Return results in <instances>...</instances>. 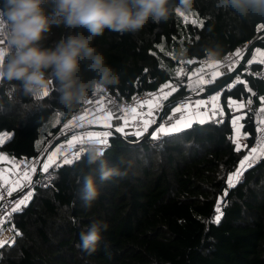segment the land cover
<instances>
[{
    "label": "trees",
    "instance_id": "obj_1",
    "mask_svg": "<svg viewBox=\"0 0 264 264\" xmlns=\"http://www.w3.org/2000/svg\"><path fill=\"white\" fill-rule=\"evenodd\" d=\"M45 8L51 11V0ZM73 31L53 26L42 46L51 47ZM260 35L264 21L259 18L218 9L216 0H195L190 13L149 23L136 34L105 30L93 46L120 77L119 85L103 91L119 101L177 86L163 103L164 119L191 95L187 74L206 53L216 50L222 58ZM244 79L257 95L264 94L259 81ZM56 97L53 90L40 105L25 109L22 105L30 104V98L16 82L0 79V134L10 136L0 152L23 162L40 157L85 103L66 109ZM241 97H248L241 82L224 89L220 124H193L162 141L149 136L132 144L139 138L121 140L112 133L105 153L108 164H118L121 157L134 164L127 176L97 180L99 196L91 207H85L80 192L84 176L98 177L100 165L89 167L83 154L73 164L61 165L51 186L36 189L27 206L15 212L12 224L20 235L14 232V244L0 247V264H264V158L247 168L235 186L227 182L255 142L254 118L247 113V147L234 150L226 101ZM218 201L223 215L216 223ZM96 221L107 223L108 229L89 253L79 247L80 236Z\"/></svg>",
    "mask_w": 264,
    "mask_h": 264
},
{
    "label": "clouds",
    "instance_id": "obj_2",
    "mask_svg": "<svg viewBox=\"0 0 264 264\" xmlns=\"http://www.w3.org/2000/svg\"><path fill=\"white\" fill-rule=\"evenodd\" d=\"M48 3H0V26L6 31L8 43V49L0 55V79L16 82L23 95L30 98V104L22 105L25 109L40 105L53 90L57 104L71 109L86 102L90 93L119 85V75L93 46L95 38L105 30L136 34L149 23L159 24L174 15L190 13L195 0H51L50 12L45 8ZM216 7L244 19L264 21V0H216ZM59 25L75 31L51 47L42 46L52 27ZM220 58L216 50L205 55L206 60ZM85 73L92 75L86 77ZM81 151L89 167L100 165L98 177L88 174L83 178L80 199L85 207H91L99 196L97 180L104 183L127 176L134 161L121 157L118 164L109 165L105 159L107 148L96 142L85 144ZM107 229V223L93 222L81 233L79 247L89 253L96 251Z\"/></svg>",
    "mask_w": 264,
    "mask_h": 264
},
{
    "label": "snow or ice",
    "instance_id": "obj_3",
    "mask_svg": "<svg viewBox=\"0 0 264 264\" xmlns=\"http://www.w3.org/2000/svg\"><path fill=\"white\" fill-rule=\"evenodd\" d=\"M183 15V13L181 14ZM187 20V18H186ZM192 23H197L195 20L192 21ZM255 52L260 56V57H264V51H262L260 48H256ZM0 55H3V50H0ZM235 57H241L242 55V50L241 49H237L234 53ZM232 56L230 55L228 57V60H231ZM248 61H245V63H247ZM264 62V61H262ZM220 66V62L219 61H215L214 63H209L207 65V67L213 69L214 71L211 74H207L209 75V79L207 81L200 79L198 81V85L199 84H203V83H210L212 82V80L215 78V76L220 75V72L216 69H218ZM241 67H243V65H241ZM225 74H227V69H225ZM196 85V86H198ZM224 86H228V82H225V85H222V87ZM164 87H169V85H165ZM195 87V86H194ZM202 90V89H201ZM173 91H175V89H173ZM168 94L164 95V99H167ZM219 98V90H217V95H213L212 96V101L215 102L216 100H218ZM264 99V98H262ZM95 100V96L93 97V101ZM93 101H89L88 103H92ZM247 104L250 106L252 104V100H248ZM200 105L197 104V108ZM155 107L158 109L159 105H155ZM169 107H172V105H169ZM189 107V105H185L184 108H180V107H173V113H180V116H169L166 123H168V127L164 126V123H161L152 133H151V138L154 140H163V137L165 135H169L171 133H175V132H180L183 128L186 127H190L191 122L195 121L198 123H205L204 119H197L195 116L192 117L191 120H186L183 119V117H185L187 115L186 113V109ZM229 107L235 108V109H244L246 107L245 103H236L235 101H230L229 102ZM95 108L97 109H101L103 110V107L101 104H96ZM249 111H252V109L249 107ZM115 113L116 114V119L119 120L121 118V113L119 110V107L112 104L109 106V110L106 112L105 115H103L101 117L102 120L104 121H110L112 119V114ZM136 113V109L132 108L128 111V114L132 116V118L134 119L135 116L133 114ZM213 115H215V112L212 113ZM148 116H152V111H149L147 113ZM255 115V113H254ZM259 115L261 117H264V108L260 109V113ZM78 120H82L84 119L83 116H80L77 118ZM244 119L243 115L240 116H236L234 119H232L231 123L235 128V131L237 133L236 138L233 140V143L236 145L235 149L236 151H240L241 150V144H242V138L239 135L240 130L244 127L243 124L240 123L241 120ZM161 120H163V117H161ZM174 121V122H173ZM73 123V121H69L68 124H65L64 127H69V125H71ZM148 121L145 120L144 121V127L134 131L132 133V135L135 136H140L143 134V132H145L147 130V125H148ZM152 123H155V121L153 120ZM259 123L261 125H264V119H261L259 121ZM128 125V120H125V126ZM107 127H111V125H105ZM115 131L116 132H124V128L119 126V124L116 125L115 127ZM159 133V135H158ZM257 147H252L249 150L248 154H245L243 156L242 159H240L238 161L239 166L236 168V170L230 174L228 176V185L229 187H233L235 186V181L239 179V177L243 174V172L248 168V167H252L255 163H257L259 161L260 158H264V127H258L257 128ZM111 135V133L109 132H104V133H96V132H88L86 137H76L75 134L73 136V140L69 141L68 144V150L71 151L72 147L74 144L79 143V144H87L89 142H96L98 144H101L103 146L110 147V144L108 142V137ZM246 138V137H245ZM0 143H2V139H0ZM244 147H247V145L245 144ZM82 148H77L76 151L77 153H82L81 151ZM55 153L53 154L52 157L48 158V163H44L41 166V170L44 173H47L48 175L45 177V180L50 182L53 178H54V173L56 171L55 168L52 169L51 172H49V168L56 163L54 157H55ZM60 155L63 158L62 160V164H67V165H71L74 163V158H68L67 156H65L64 152H61ZM78 158V157H77ZM13 165V171L11 173V178H9L8 175H6L3 172H0V201H4V203H0V247H3V245L5 243H11L13 242V236L12 234L15 232V235H20V233L15 230L14 224H12V220H11V214L15 213V212H19L22 210L21 206H27L28 201L30 200L31 196H32V191L31 189L34 188L36 186V184L41 183L40 181H36L35 183L31 182V173L35 172V166L32 164H28V163H23V169L24 170H19L20 169V165L16 164L15 161L11 162ZM37 164L39 163V161L36 162ZM60 165H57V167H59ZM19 170V171H18ZM21 177H24L23 180H21ZM43 186H47L46 184ZM22 187H29L30 190L27 194L24 195L23 198H18L15 202L11 201V200H6L5 197L6 196H11L13 191L19 190ZM227 193L225 192V195ZM6 209H10V211H6ZM216 213H218V215L215 217V222L219 223L220 221V217L223 215V213L221 212V208H220V202L218 201L216 208H215ZM8 224L10 225L7 229L4 228V225Z\"/></svg>",
    "mask_w": 264,
    "mask_h": 264
},
{
    "label": "crops",
    "instance_id": "obj_4",
    "mask_svg": "<svg viewBox=\"0 0 264 264\" xmlns=\"http://www.w3.org/2000/svg\"><path fill=\"white\" fill-rule=\"evenodd\" d=\"M256 38L257 39L264 38V35L257 36ZM2 45H4V44L0 43V50L5 51L6 48H4V47L2 48ZM249 46H250V44H247L246 46H240L238 48V49H241L242 50V55H241L242 58L247 54V52H248V50L250 48ZM256 48H260L262 51H264V47H260L259 45ZM255 49L252 52V56H251V58L249 60V63L250 64L249 63L248 64L251 65V66L255 65V66L264 67V62H262V61H264V57H260L255 52ZM214 62L215 61H213L211 59L201 60L200 62H198L197 65H195L194 67H192V69L188 72V74H187L186 88H187V91H191V95H188L187 97L182 98V100L179 103H177L176 105L173 106V107H180V108L183 109L185 105H189V107L186 109L187 115L185 117H183V119L191 120L192 117L195 116L197 119H204L205 120V123H210V122L213 121L214 115L212 114V111L215 110V109H219L221 111L222 115H224V111H223V109H221V106H220V98H221L222 91L219 92V98L215 102L212 101V99H211L212 96H210L209 98H205V99H199L198 98L199 95L201 93H203V91H204V89L206 87H210V86H213V85L219 83L220 81L217 82V80L220 79V78H224L226 75H228V73L231 71V69L233 67L232 64L223 65L219 61L220 62V66L216 70H218L220 72V75L215 76V78L210 83H203V84H199L198 85V81L200 79H203L205 81H207L209 79V75H206V73L207 74H211L214 70L211 69V68H209V67H207V65L209 63H214ZM225 69H227V74H225ZM247 81L248 80L241 79V78H239L237 76L234 79V81L232 83H230V85L227 88V89H230L235 83H240L241 82L243 84L244 92L248 95V97L245 98V99L242 98V97L240 99L229 98L226 101L227 108H228V111H229V115L231 117L230 118V125H231V128H232V135H233V136H231L232 137L231 138L232 141L235 139L234 137H236V135H237V133L235 131V128H234V126L231 123L232 119H234L236 116H240V115H243L244 116V119H245V117H246V115H247L248 112H247L246 108H244V109H235V108L229 107V102L230 101H235L238 104V103H245L246 100H252V105H253L254 109L256 110L255 111L256 113L253 116L254 122L256 121L259 124V127H264V125H261L259 123V121L261 119H264V117H261L259 115L260 109L261 108H264V99H262V98H264V94L257 95L256 92H255L256 89H253L252 86H251V84L249 83V81L248 82ZM196 85H198V86H196ZM260 89H261V91H264V87H262ZM162 91L163 90L159 91L156 95L153 96V98L151 100L146 101L143 104L144 108H146L148 110V112L149 111H152V115H154L156 117V119L159 118V116L161 114V111H162V108L164 107L163 103L165 102L166 99H164L163 97H164L165 94L168 93L165 90L163 92ZM214 95H217V93L214 94ZM167 98H168V96H167ZM89 101H93V99H88L84 103V105L82 106V108L79 110L78 114L76 116H74V117H76L75 119L77 121H83V122L85 121V122L89 123L90 120L93 118L94 121H98L99 122L101 120L100 124L103 125V126H105L106 124L107 125H112L113 127L111 126L110 128H115L116 125L119 124V126H121V127L124 128V132L126 133V136H128V137H137L135 135H132V133L134 131H137V130L143 128L145 126L144 125V121H138L136 117H135L134 122H130V123L128 122V125L125 126V120H126V118L128 119V117H129L130 120L133 119L131 117V115L128 114V111L130 109H127V110L119 109L120 110V113H121V118L119 120L116 119V114L113 113L112 114V119L110 121H104V120L101 119V117L103 115H105L106 112L109 110L108 103L107 102H104V101H102L100 99L94 100L92 103H88ZM96 104H101L102 107H103V110L95 108V105ZM157 104L159 105V108L158 109L155 107V105H157ZM197 104L200 105L198 108L196 107ZM173 107L170 109L169 113L166 115V117L163 119V121L161 120V123H164V126L165 127H168L169 126L168 123H166V121H167V119H168L169 116H180V113H173ZM80 116H83L84 119L78 120L77 118L80 117ZM97 117L98 118L100 117V119L97 120ZM244 119L240 121L241 124H243ZM72 120H70V121H72ZM91 121L94 122L93 120H91ZM205 123H203V124H205ZM193 124H201V123L192 121L191 122V125H193ZM150 125L151 124L148 123L147 127L150 126ZM188 128L189 127H186V128H183L182 130L188 129ZM255 128H256L255 129L256 130L255 142H254V145L252 147H257L256 141H257V136H258V133H257V128L258 127H255ZM158 135H159V133H158ZM239 135L242 138V144H241V149H242V148H244V145H245V135L243 133V128L240 130ZM73 136H72V139L71 140H68L67 138H65V136L63 138L58 137L57 138V141H60L61 140V142L58 143V145H56L55 148L52 149V151L50 150L47 155H44L41 158V160H42L41 166L44 163H48V158L49 157H52L54 153L56 154L55 157H54V159H56L57 156H58V154H59V151L61 150V148H64L65 149L68 146L69 141H72L73 140ZM75 136L78 137V138L81 137L80 134H75ZM9 137L10 136L8 134H5V133L0 134V138L2 139V143L5 142ZM82 137H86V135H83ZM2 143H0V145ZM65 145H67V146H65ZM57 148H60V149L56 150ZM251 148H249L246 151L245 154H248L249 153V150ZM67 149H68V147H67ZM0 159H1V162L3 164H5L7 167H11V168L13 167V165L11 163L12 161H15L17 163L16 160L11 159L7 155L6 156H1ZM261 159L262 158H260L259 161Z\"/></svg>",
    "mask_w": 264,
    "mask_h": 264
},
{
    "label": "built area",
    "instance_id": "obj_5",
    "mask_svg": "<svg viewBox=\"0 0 264 264\" xmlns=\"http://www.w3.org/2000/svg\"><path fill=\"white\" fill-rule=\"evenodd\" d=\"M2 27V26H1ZM1 33H2V36L4 38V40L6 41L7 43V38H6V31L5 29L2 27V30H1ZM8 45V43H7ZM232 56V59L231 60H228V57L229 56ZM225 57H227V59H225ZM242 59V57H235L234 53H228L226 55H224L221 59H220V62L223 64V65H229V64H232V65H237L240 60ZM187 73V68L186 67H183L182 68V71H181V74L182 75H185ZM238 77L241 78V79H244L246 77H251L257 81H259L262 85H264V67H260V68H253L251 65L249 64H246L243 66V68L241 69V71L239 72L238 74ZM176 85L175 84H169V87H166L165 91L168 92V93H173V89H176ZM153 93H144L140 96H137V97H133L132 99H130L129 101H119L117 100L115 97L113 96H110V95H107L106 93L104 92H101V93H98V94H92L90 97H94L95 98H98V99H101L102 101L104 102H107L108 105H116L118 106L120 109H125V108H128L130 107L131 109L132 108H135L136 109V112H137V120L138 121H145L147 120L151 125H153L154 123H152V121L154 120L156 122V117L154 115L152 116H148L147 113H148V110L146 108H144L143 104L144 102L146 101H149L153 98ZM90 99V98H89ZM248 100L245 101V105H246V110L248 113H250L252 116H254V113H256L254 107L252 106V104L249 106L247 104ZM249 107L252 109V111H249ZM215 112V115H214V118H213V122L215 124H220L222 122V119H223V115L221 113V111L219 109H215L212 111V113ZM136 114V113H135ZM134 114V115H135ZM68 124V123H66ZM81 125L80 124H77V125H69V127H64V125L62 126L61 130L59 131L58 133V136L59 137H64L66 135H68L69 133H74V132H78L80 130H82V126L81 128H79ZM254 126L255 127H259V124L255 121L254 122ZM85 145L83 144H79V143H76L73 145L71 151H69L68 149L66 151H64V154L65 156H67L68 158H77L79 156H81L83 153H77L76 149L77 148H83ZM47 148V147H46ZM45 150V149H44ZM46 151L42 152L41 153V156L45 155ZM1 156H6L4 155L3 153L0 152V157ZM41 156L32 160V161H28V162H24V163H28V164H32L35 166V172L31 173V182L32 183H35L36 181H40L41 183L39 184H36V186L34 188L31 189L32 192H34L36 189H45V188H48L49 186H51L54 178L48 182L45 180V177L48 175L47 173H44L42 170H40L39 173H37V167L41 161ZM64 157H62L60 154L58 155V157L55 159L56 163L53 164L50 168H49V172L52 171L53 168L57 169L63 165L62 164V160H63ZM39 161V163L37 164L36 162ZM23 161H17L16 164H19L20 165V169L19 170H24L23 169ZM57 165H60L59 167H57ZM18 170V171H19ZM13 171V167H7L5 164H3L1 162V159H0V172H3L5 173L6 175L9 176V178H11V173ZM55 171V172H56ZM36 175V178H34V176ZM240 179L239 180H242L243 179V174L239 177ZM24 177H21V180H23ZM47 185V186H43V185ZM30 188L29 187H22L20 188L19 190H16V191H13L12 195L11 196H6L5 199L6 200H11L13 202H15L18 198H23L25 194H27L29 192ZM32 199V196L30 198V200L28 201V203L31 201ZM0 203H4V201H0ZM27 203V204H28ZM24 206H21V208H23ZM6 211H10V209H6ZM15 213H12L11 214V220L13 219ZM10 225L8 224H5L4 225V228L7 229Z\"/></svg>",
    "mask_w": 264,
    "mask_h": 264
},
{
    "label": "rangeland",
    "instance_id": "obj_6",
    "mask_svg": "<svg viewBox=\"0 0 264 264\" xmlns=\"http://www.w3.org/2000/svg\"><path fill=\"white\" fill-rule=\"evenodd\" d=\"M1 30H2V27L0 26V43H2V44H4V45H2V48L4 47V48H8V45H7V43H6V41L4 40V38H3V36H2V33H1ZM166 89V87H164V86H162V87H160L159 89H158V91L157 92H155V93H153V95L152 96H154V95H156L159 91H161V90H165ZM162 91V92H163ZM168 94V96L171 94V93H167ZM90 99H93L92 97H90ZM95 100H98V98H95ZM101 100V99H100ZM120 109V108H119ZM127 109H131L130 107H128V108H123L122 110H127ZM163 109V108H162ZM134 115V114H133ZM135 117L137 116V112H136V114L134 115ZM101 117V116H100ZM100 117L98 118L97 117V120H99L100 119ZM132 117V116H131ZM76 117H74L73 118V125H77V124H80L81 126H82V130L81 131H79V132H74V133H69L68 135H66L65 136V138H67L68 140H71L72 139V136L74 135V134H80L81 135V137L83 136V135H87V133L88 132H96V133H104V132H109V133H111V135H112V131H115V128H110V127H107V126H103V125H101L100 124V122H101V120L98 122V121H94V119L92 118L91 120H93L94 122H92L91 120H90V122L89 123H87V122H83V121H77L76 119H75ZM127 119V118H126ZM128 122L130 123V122H134V120H135V118L134 119H131L130 120V118L128 117ZM81 126L79 127V128H81ZM112 126V125H111ZM152 126V125H151ZM151 126H150V128H151ZM113 127V126H112ZM149 128V129H150ZM126 131V130H125ZM147 131L148 130H146L145 132H143V134L142 135H140V136H137V137H135L136 139L137 138H139V140L142 138V137H145V135L147 134ZM116 132V131H115ZM117 134H119V135H121V136H123V137H126V133L125 132H123V133H121V132H116ZM233 136V135H232ZM149 137V136H148ZM147 137V138H148ZM61 138H63V137H61ZM234 138H236V137H234ZM1 139V138H0ZM68 142V141H67ZM58 143H60L59 141H57V140H55V141H53L52 143H49L48 145H47V148H45V150H44V152L46 151V153H45V155H47L48 153H49V151L51 150L52 151V149L53 148H55V146L56 145H58ZM65 146H67V145H65ZM64 146V147H65ZM58 149H60V148H57L56 150H58ZM66 149H67V147L64 149V148H61V150L59 151V154L61 153V152H64V151H66ZM55 150V151H56ZM58 154V155H59ZM43 157V155L41 156V158ZM58 157V156H57ZM40 158V159H41ZM42 161V160H41ZM232 174V173H231ZM240 179V178H239ZM238 179V180H239ZM238 180H236L235 182H237ZM33 193V192H32ZM33 195V194H32ZM12 236H13V242H11V243H8V244H14V242H15V238H14V234H12ZM6 244V243H5Z\"/></svg>",
    "mask_w": 264,
    "mask_h": 264
},
{
    "label": "water",
    "instance_id": "obj_7",
    "mask_svg": "<svg viewBox=\"0 0 264 264\" xmlns=\"http://www.w3.org/2000/svg\"><path fill=\"white\" fill-rule=\"evenodd\" d=\"M260 42L264 43V38H260V39H257L256 38V39H254V41L250 44L251 46H250L247 54L240 60V62L237 65H233V67H232L231 71L228 73V75H226L219 83H217V84H215L213 86H210V87H206L204 89L203 93H201L198 98L199 99L209 98L210 96H213L214 94H216L217 93V90H219V92H221L224 89L228 88V86L230 85V83H232L234 81V79L238 76L239 72L243 68V67H241V65L244 66V65H246V64L249 63V60H250V58L252 56V52L258 46V44ZM245 61H248V62L245 63ZM226 81L228 82V86L222 87V85H225V82ZM163 113H164V107H163V109L161 111V114H160L159 118L151 126V128L147 131V134L145 135V137H142L139 141L134 142L132 144H137L138 142L146 139L148 136H151V133L160 125V123H161V117L163 116ZM112 133L114 135H117L118 138H120L121 140H125V137L117 134L115 131H112ZM41 163H42V161H40V163H39V165L37 167V173H39L40 170H41ZM35 178H36V175L34 176L33 179H35Z\"/></svg>",
    "mask_w": 264,
    "mask_h": 264
}]
</instances>
